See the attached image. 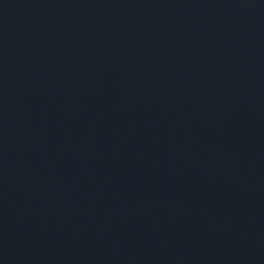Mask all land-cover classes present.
<instances>
[{
    "label": "water",
    "instance_id": "water-1",
    "mask_svg": "<svg viewBox=\"0 0 264 264\" xmlns=\"http://www.w3.org/2000/svg\"><path fill=\"white\" fill-rule=\"evenodd\" d=\"M0 264H264V0H0Z\"/></svg>",
    "mask_w": 264,
    "mask_h": 264
}]
</instances>
